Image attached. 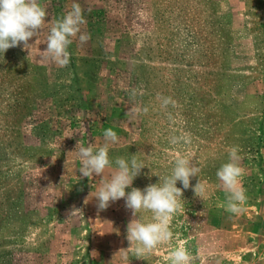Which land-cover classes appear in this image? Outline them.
Returning <instances> with one entry per match:
<instances>
[{"label": "rangeland", "instance_id": "374dc122", "mask_svg": "<svg viewBox=\"0 0 264 264\" xmlns=\"http://www.w3.org/2000/svg\"><path fill=\"white\" fill-rule=\"evenodd\" d=\"M226 3L141 0L118 10V46L134 50L132 57L143 62L128 74L143 84L148 109L143 153H130L145 166L133 186L144 189L158 183L183 156L201 169L191 185L199 179L205 187L199 197L192 187L184 190L182 207L170 221L173 238L148 254L147 264H170L169 253L177 247L188 251L191 264H248V225L236 215L234 220L223 216L229 212L227 193L216 173L228 162L229 149L238 147L246 195L239 207L245 214L252 211L247 192L264 156V83L252 100L242 99L241 83L243 77L264 79V0L245 1L243 6L237 0ZM249 37L259 51L258 65L240 70L237 65L245 55L235 50ZM30 44L28 50L21 45L0 53V264H27L32 250L40 247L30 210L40 188L39 171L81 138L75 116L85 104L79 96L76 103L66 104L61 91L48 88L46 66L55 77L56 64L44 57L39 34ZM158 96L171 97L175 105L162 107ZM174 136L190 142L174 145ZM151 153L154 174L149 180ZM177 187L182 184L177 182ZM140 215L141 222H151V212L141 210ZM201 222L206 226H199Z\"/></svg>", "mask_w": 264, "mask_h": 264}, {"label": "crops", "instance_id": "0c3cea01", "mask_svg": "<svg viewBox=\"0 0 264 264\" xmlns=\"http://www.w3.org/2000/svg\"><path fill=\"white\" fill-rule=\"evenodd\" d=\"M140 1L39 0L47 11L45 27L39 33L44 43L51 22L71 10L73 3H78L83 10L85 23L81 26V31L89 33L91 39L84 44H80L78 39L73 41L68 49L71 62L63 68L56 65L53 68L57 72L55 77L51 75V67L46 66L47 86L50 90L55 88L61 91L66 104L76 103V96L85 104L75 116L79 121V142L85 147L89 144L102 145L105 129L111 128L117 133L118 142L109 147V157L113 163L111 169L106 170L105 176L108 178L116 168L117 157L130 159V153L142 155L145 148L143 84L138 79L130 78L132 73L128 74L129 68L141 66L143 62L132 57L134 50H123L118 46L121 34L116 33L120 28L116 23L118 10ZM215 1L224 7L229 0ZM237 1L243 6L245 1L253 0ZM230 9L233 10L232 6ZM235 51L239 53L237 55H245L243 61H239L241 63L237 65V69L251 70L258 65L259 51L251 38ZM242 80L243 100L260 96V83H264V79L243 77ZM254 83L256 90L253 88ZM133 90L135 97L132 96ZM69 96L73 99L70 100ZM133 108L139 111L129 112ZM260 112L264 121V105ZM260 135L264 136V130ZM76 144L77 142L64 148L50 164L39 171L40 188L31 200L30 210L31 226L37 229L35 236L40 247L32 250L31 258L26 263L147 264V255L137 259L131 249L127 250L130 247L126 238L127 225L132 214L131 210L126 209L124 199L111 203L106 210L98 211L94 196L100 177L80 179V161L72 152ZM261 154L264 155V148L261 149ZM149 156L146 170L147 177L151 180L154 174L152 153ZM259 164V171L256 172V177L253 176V185L247 192L248 200L253 201V206L249 207L252 211L247 214L244 210L223 213L226 219L234 220L236 215V220L248 225V264H264V156ZM73 207L78 210L69 214ZM137 216L142 221L140 212ZM189 226H193L191 221ZM199 226L206 225L201 222ZM234 228L231 227L232 235L235 233Z\"/></svg>", "mask_w": 264, "mask_h": 264}, {"label": "clouds", "instance_id": "9594fccd", "mask_svg": "<svg viewBox=\"0 0 264 264\" xmlns=\"http://www.w3.org/2000/svg\"><path fill=\"white\" fill-rule=\"evenodd\" d=\"M47 11L39 0H0V53H4L14 47L23 45L24 50L30 47V40L36 38L45 27ZM85 23L83 10L78 3H73L71 10L61 18L51 22L46 38V49L42 51L45 58L53 61L58 67H67L71 62L69 47L75 39L80 44L87 43L91 39L89 33L82 32L81 26ZM136 93L133 90L132 96ZM161 106L167 108L175 105L171 97L158 96ZM139 109H130L129 112H137ZM147 107L143 112H147ZM104 143L85 147L77 141L74 151L80 161L78 169L80 179L87 177H100L96 188L95 198L98 211L106 210L111 203L124 199L126 209L131 210L132 219L127 225V240L137 259H142L150 254L158 245L169 242L173 238L170 229V221L173 215L182 207L184 190L192 187L197 197L201 196L205 187L198 179L193 187L192 178H198L200 167L192 163L189 158L178 156L174 161V167L169 175L159 177V182L149 184L144 189L132 187L134 179L145 168L136 154L130 159L117 157L116 168L110 178L105 176L106 170L111 169L112 160L109 157V147L118 142L117 133L111 129L103 132ZM181 140L190 142L185 137H172L170 143L177 144ZM239 148L234 146L228 151V162L217 170V178L227 193L226 208L232 213L242 211L239 205L246 200V195L241 186V177L244 169L240 165ZM177 182L182 184L177 187ZM92 187V185H91ZM131 189L126 191V189ZM73 207L69 213H74ZM141 210L152 213L151 222L143 223L137 214ZM125 250V249H123ZM192 257L183 247H177L170 251V264H191Z\"/></svg>", "mask_w": 264, "mask_h": 264}]
</instances>
